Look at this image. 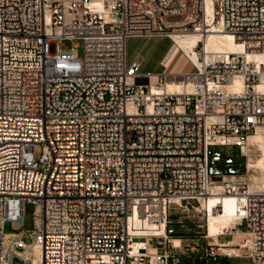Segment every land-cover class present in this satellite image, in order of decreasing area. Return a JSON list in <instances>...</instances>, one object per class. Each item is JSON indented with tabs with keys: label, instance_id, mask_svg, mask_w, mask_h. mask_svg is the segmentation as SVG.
<instances>
[{
	"label": "built area",
	"instance_id": "built-area-1",
	"mask_svg": "<svg viewBox=\"0 0 264 264\" xmlns=\"http://www.w3.org/2000/svg\"><path fill=\"white\" fill-rule=\"evenodd\" d=\"M213 29L242 51L207 54ZM189 33L200 35L197 59L178 50L191 71L128 61L131 36L174 45ZM63 39L81 41L83 56ZM262 52L264 0H0V264H195L170 251L181 247L170 210L202 206L217 183L242 210L203 254L264 264V188L238 179L257 150L250 136H264ZM237 76L243 86L229 89ZM26 200L32 230L22 229ZM235 231L238 252L227 248Z\"/></svg>",
	"mask_w": 264,
	"mask_h": 264
},
{
	"label": "rangeland",
	"instance_id": "rangeland-1",
	"mask_svg": "<svg viewBox=\"0 0 264 264\" xmlns=\"http://www.w3.org/2000/svg\"><path fill=\"white\" fill-rule=\"evenodd\" d=\"M61 44L64 48L72 49L77 58L82 57L84 54V46L78 39H63ZM178 49L175 44L172 45V41L166 36H131L127 40L128 61L130 62L139 57L142 71L155 73H183L191 71V64ZM216 148L225 153L233 154L237 161H246L243 156L235 155L238 152V148L233 145H219ZM35 149L36 157L38 158L43 151L42 144L36 145ZM252 153L255 156L258 154L255 149ZM250 177L251 172L248 171V168L246 169V164L244 163L241 169V176L238 179L245 184L247 189H249ZM193 203H196V201H193ZM35 205L36 202L33 200H26L25 202L23 230H32L34 228ZM205 211L201 205L184 211L174 205L170 210L172 226L175 228L176 233L180 235L178 237L182 238L181 247H170V251L180 254L183 262L216 264V260L204 255L202 252L208 242H214L212 237L207 236V211ZM214 212H217V210L214 209ZM4 228L6 232L16 231L11 221H6ZM229 238V235H221L218 239L225 241ZM25 239L26 242L32 240L29 236L25 237ZM191 246H195L196 249L194 251L191 250ZM15 261L18 264H23L19 258H16ZM218 262L220 264H252L251 260L245 256L218 257Z\"/></svg>",
	"mask_w": 264,
	"mask_h": 264
},
{
	"label": "bare ground",
	"instance_id": "bare-ground-1",
	"mask_svg": "<svg viewBox=\"0 0 264 264\" xmlns=\"http://www.w3.org/2000/svg\"><path fill=\"white\" fill-rule=\"evenodd\" d=\"M92 5L97 6L96 2H93ZM99 6V5H98ZM176 39L175 45L180 49L184 50L186 53L191 54L195 60L197 59V52L195 50L196 44L200 40V35L197 33H189L184 35L174 36ZM204 48L207 52H233L238 53L242 51V45L236 41L233 35L229 32L222 31L220 29H213L205 35L204 38ZM258 59H264V52L257 54ZM175 73V72H170ZM182 73V72H176ZM167 89L169 91L176 90L181 91L183 86L181 82H175L168 80ZM243 86V79L241 76H237L235 81L228 85L229 89L238 90ZM250 142L252 145L257 147L258 154L255 156L253 153L249 155L248 160V171L251 172L250 183H249V192H258L264 188V136L261 132L254 133L250 136ZM222 185L217 183L213 186V191L209 194L208 198L202 199V206L207 211V236L212 237L214 243L216 241L221 242L218 239V235L226 230H230L238 222L240 218V207L242 196L235 195L231 193H225L222 190ZM220 206V210L214 212V207ZM205 211V212H206ZM241 231H235L234 239H231L229 242V248L233 252H238L236 242L243 237ZM173 242L175 245H181L180 237H173Z\"/></svg>",
	"mask_w": 264,
	"mask_h": 264
},
{
	"label": "trees",
	"instance_id": "trees-1",
	"mask_svg": "<svg viewBox=\"0 0 264 264\" xmlns=\"http://www.w3.org/2000/svg\"><path fill=\"white\" fill-rule=\"evenodd\" d=\"M178 236H180V235H178V233H176V234L174 235V237H178Z\"/></svg>",
	"mask_w": 264,
	"mask_h": 264
},
{
	"label": "crops",
	"instance_id": "crops-1",
	"mask_svg": "<svg viewBox=\"0 0 264 264\" xmlns=\"http://www.w3.org/2000/svg\"><path fill=\"white\" fill-rule=\"evenodd\" d=\"M181 240H182V238H181Z\"/></svg>",
	"mask_w": 264,
	"mask_h": 264
}]
</instances>
